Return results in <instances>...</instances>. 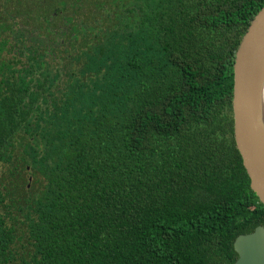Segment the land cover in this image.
Returning a JSON list of instances; mask_svg holds the SVG:
<instances>
[{"label":"trees","instance_id":"obj_1","mask_svg":"<svg viewBox=\"0 0 264 264\" xmlns=\"http://www.w3.org/2000/svg\"><path fill=\"white\" fill-rule=\"evenodd\" d=\"M83 1L0 0V264H234L264 227L232 113L264 0Z\"/></svg>","mask_w":264,"mask_h":264},{"label":"water","instance_id":"obj_2","mask_svg":"<svg viewBox=\"0 0 264 264\" xmlns=\"http://www.w3.org/2000/svg\"><path fill=\"white\" fill-rule=\"evenodd\" d=\"M264 7L255 16L235 54L232 113L234 140L250 181L264 206ZM31 180V178H30ZM234 264H264V227L239 235Z\"/></svg>","mask_w":264,"mask_h":264},{"label":"rangeland","instance_id":"obj_3","mask_svg":"<svg viewBox=\"0 0 264 264\" xmlns=\"http://www.w3.org/2000/svg\"><path fill=\"white\" fill-rule=\"evenodd\" d=\"M42 1V0H41ZM44 2H46L48 5H50V7L52 9H54L55 11H58L60 10L63 6H62V3L64 4H67V7L69 5V0H43ZM95 1H99V0H95ZM84 7L85 8H89L91 5V0H84ZM55 17H58V16H55ZM57 19V18H56ZM31 178V177H30Z\"/></svg>","mask_w":264,"mask_h":264},{"label":"bare ground","instance_id":"obj_4","mask_svg":"<svg viewBox=\"0 0 264 264\" xmlns=\"http://www.w3.org/2000/svg\"><path fill=\"white\" fill-rule=\"evenodd\" d=\"M262 106H263V112H264V87L262 91Z\"/></svg>","mask_w":264,"mask_h":264}]
</instances>
